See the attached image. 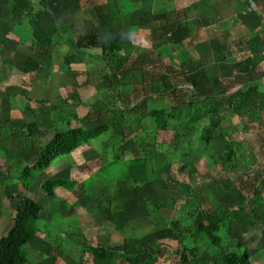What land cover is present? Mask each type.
Listing matches in <instances>:
<instances>
[{
  "label": "crops",
  "instance_id": "1",
  "mask_svg": "<svg viewBox=\"0 0 264 264\" xmlns=\"http://www.w3.org/2000/svg\"><path fill=\"white\" fill-rule=\"evenodd\" d=\"M93 1L92 6L85 8L81 3V12L76 15V19L82 20L81 23L85 22L90 29L99 28L105 35L121 36L124 39V59L132 56L142 57L145 52L155 51L163 53L166 64H171L177 69L182 67L189 72L197 84L198 96L193 99L195 107L200 109L197 117L212 123L214 118H207L208 113L224 114L227 123L222 125L229 129L234 140L240 145L243 166L257 173L264 170V131L258 128L257 116L252 112L250 116H244L243 110L238 112L230 108V96L238 90L245 92L248 86L257 85L264 91V77L243 86L238 85L234 79L237 74L255 64H258L259 72L264 71V0H251L257 7L255 12L246 11L249 0ZM10 3L11 0H0V91L5 94L0 100V116L8 114L13 129L20 130L26 124L35 122L39 130L44 132L40 139L41 146L47 143L56 131L88 123L84 119L94 105L89 103L97 100L100 102L105 98V91L110 85V75L105 73L102 62L92 59L94 63H91L95 53L88 51L78 56V63L71 65H65L63 59L61 63L53 64L52 56L51 59H43V62L48 61V64H39L42 60L36 63L29 27L24 24L25 28L21 30L22 28L13 26L8 15ZM70 50L74 51L72 55H78L75 50ZM96 67L100 70L95 71ZM88 72L94 74L93 79H89ZM53 78L58 83L50 84ZM51 85L52 90L60 91L64 98L62 101L42 99L39 91ZM30 91L36 92L37 95L30 94ZM61 102L64 104L60 105ZM68 106L73 109V113L69 114L70 119ZM140 109V118L146 120L149 104L142 103ZM5 134V129L0 128V138ZM173 135V131L160 133L166 143L170 142ZM21 144L24 145V152L20 167L32 166L39 156V151L33 148L30 137H25ZM104 147L102 143L92 141L90 145L80 147L65 157L61 165L38 174L28 190V195L37 201L34 194L37 191L44 194H40L37 202L42 208L38 217L41 233L26 246L27 258L28 254L32 253L41 259L44 256L48 258L50 250L59 243L61 250L56 253L53 264H68L63 259L67 256L65 252L80 259V245L84 242L90 246L120 247L127 239H140L157 230H165L175 221L176 210L172 211L166 200L175 199L177 202V198H180L182 202L188 201L189 198L179 190L180 196L178 194L165 198L159 196L160 192H150L149 198L138 203L133 211L125 213L113 223L108 221L100 201L85 193L82 188V183L94 178L101 167L111 161L110 150ZM251 154L255 159L250 157ZM133 159L132 152L126 151L124 161ZM10 165L11 159L0 156V170L6 173L4 177H0V237L14 225L19 204L18 194L22 191L16 170L11 179L9 168L13 170V166ZM171 165L163 167L161 177L153 180L151 184L168 185L170 178L166 179L172 173L166 169ZM195 167L201 176L210 175L213 178L209 182L205 197L216 210L210 191L211 185H216L218 180L217 165L211 160L206 163L200 159ZM251 176L252 174L250 178ZM182 177L187 180L186 174H182ZM58 179H70L75 185L70 190L68 183L57 188L55 198L49 199L41 190V185L47 180ZM225 179L234 184L230 176ZM261 197L264 200V189L261 190ZM153 199L162 202L158 209L152 204H147ZM62 203L68 208L56 215V208ZM242 230L244 233L241 238L247 248H254L252 252L264 246L263 225L257 223ZM53 236H57L58 241L52 238ZM168 245L175 248L176 241L168 240ZM193 261L200 264L199 259H192ZM43 263L40 260L33 264Z\"/></svg>",
  "mask_w": 264,
  "mask_h": 264
},
{
  "label": "trees",
  "instance_id": "2",
  "mask_svg": "<svg viewBox=\"0 0 264 264\" xmlns=\"http://www.w3.org/2000/svg\"><path fill=\"white\" fill-rule=\"evenodd\" d=\"M61 1L68 5V22L64 17L65 8ZM93 2L11 0L8 9L10 21L15 26L26 24L29 27L36 59H32L33 61L38 63V60L51 59L54 49L63 43L78 53L65 56V65L78 63L79 55L87 51L93 52L96 59L104 64L105 73L110 75V85L102 102L92 105L84 119L95 127L84 129L76 126L56 131L41 146L40 139L44 132L39 130L35 122L26 124L20 130L13 129L10 116L1 114L0 128H4L6 134L0 138V156L11 159L10 166L18 172L17 181L22 191L18 194L19 204L14 225L0 237V264H28L25 248L41 233L38 217L42 208L28 195V190L38 174L50 169L57 159L65 158L76 149L98 140L104 148L110 145L112 158L94 175L98 178L97 192H89L85 188L86 183H82V188L85 193L100 201L108 221L113 223L121 219L125 213L133 211L138 203L144 202L142 194L151 186L153 180L161 177L163 167L182 162L184 166L179 171L186 172L184 174L187 175V180L175 183L174 187L189 198L182 202L179 209L195 218L192 226L196 231H206L216 244L219 243L216 233L227 223L238 229L252 227L257 223L264 226V200L261 197L264 170L257 173L243 166L240 145L229 129L222 125L226 122L225 115L219 112L213 115L203 111L208 113L207 118L211 119L213 116L212 123L198 118L200 109L195 107L196 103L193 101L198 96L195 78L182 67L177 69L166 64L163 53L149 51L142 57L124 59V39L121 36L105 35L99 28L90 29L85 22L81 23L85 29L82 32L78 30V34H75L77 28L70 21L81 12V3L85 8L92 6ZM257 65L237 74L234 77L236 83L243 86L262 79L264 71L259 72ZM4 97L5 94L0 91V100ZM142 103L153 104L146 120L139 116ZM230 108L238 112L243 110L244 116L254 113L258 128L264 131V91L257 85L248 86L247 91L238 90L231 95ZM164 131L174 132L170 142L160 139V133ZM25 137L31 138L32 146L39 151V156L32 166L26 165L22 168L20 165L23 161L24 145L21 142ZM126 151L132 152L133 160L124 161ZM191 152L194 157L190 155ZM202 154H206L213 164L220 166L232 178L233 186L241 195L236 208H224L218 212L210 205L205 194L213 178L210 175L201 176L195 167ZM250 157L255 159L253 154ZM120 162L125 167L121 171L112 172V180L105 181L108 175L106 171ZM5 175L0 170V177ZM169 178L168 175L166 180ZM67 183L70 184V189L75 185L70 179L47 180L41 185V190L49 199H53L56 196L55 190ZM175 201L166 200L170 202L168 207L171 208ZM161 203L153 199L147 204L158 209ZM67 208L62 203L56 208L55 214L58 215ZM177 226H180L178 221L171 222L165 230H157L140 239H127L122 246L115 248L90 246L84 242L80 245L79 262L67 256L63 259L68 264H189L190 259H199L200 264L216 262L212 256H199L197 243L187 248L179 239L182 232L172 230ZM181 229L184 231V228ZM237 239L244 244L238 233ZM168 240L176 241V247L169 246ZM59 250L61 245L57 243L48 252L49 257L43 264H53ZM221 262L258 264L252 261L246 247L241 254H223Z\"/></svg>",
  "mask_w": 264,
  "mask_h": 264
},
{
  "label": "rangeland",
  "instance_id": "3",
  "mask_svg": "<svg viewBox=\"0 0 264 264\" xmlns=\"http://www.w3.org/2000/svg\"><path fill=\"white\" fill-rule=\"evenodd\" d=\"M37 1V0H35ZM64 5L65 11H64V17L66 19V21L68 22V18H70V16L68 15V5L65 3V1H61ZM73 14V13H72ZM77 17L73 16V19H69L71 20L70 22L73 24V26H75L77 28V30L75 31V34H78V30H80V32L83 31L82 29V24L81 21L82 20H78L75 19ZM71 24V25H72ZM16 28H22L21 30H24L25 25H23L22 27L19 26H15ZM19 29H17V31L19 32ZM10 32V30H9ZM13 33V31H12ZM24 34V33H23ZM26 34H24L25 36ZM65 40V39H64ZM69 47V46H68ZM67 46L63 44L58 45L54 51L52 52V63L53 64H58L61 63L62 59L64 56H68V55H72L74 53V51H71L70 48H68ZM98 61L96 59L95 56H93L91 58V63H94V61ZM100 62V61H99ZM49 62L47 61H40L39 64L44 65V64H48ZM98 63V62H96ZM97 68V69H96ZM95 71L98 70L99 68L96 67ZM100 70V69H99ZM94 74L92 72H88V77L89 79H93ZM58 83L56 81V79L53 78V81H50V84H56ZM55 87H53L54 89ZM40 95H42V99H56V100H60L62 101L64 98L61 95L60 91L55 92L54 90H52V85L51 86H47L45 89H41L40 91ZM38 92V94H39ZM106 92V91H105ZM207 92V91H205ZM30 94L32 93L31 91L29 92ZM32 95H37L36 92H33ZM208 96V95H207ZM210 97V96H209ZM208 98V97H206ZM102 102V100L99 102L98 100L93 102H90L89 104H100ZM64 104L63 102L60 103V105ZM90 105V106H91ZM65 107V105H63V108ZM153 107V104L149 103V108ZM73 113V109L70 108L68 106V119H70L69 114ZM60 116V115H59ZM67 114L64 115V118H66ZM58 121H61L60 119H58ZM61 123V122H60ZM82 128L84 129H89L91 128L90 124L88 123H80V125ZM89 127V128H88ZM71 128V127H70ZM60 131H64V130H60ZM163 137L160 136V139H162ZM93 142H99L101 143L100 140L98 141H93ZM100 148H102L100 146ZM108 150L111 149L110 145L107 147ZM197 151V150H195ZM193 152V151H192ZM192 152L190 153V155H192L194 157V155L192 154ZM64 158H59L57 159L55 162V164L51 167L53 169L54 166H58L61 165L64 160ZM201 159V162H206L209 163V158L206 154H202L200 155V157L197 159V162ZM208 162H207V161ZM174 162V161H173ZM170 165V164H169ZM184 166L183 163H179L178 165H175V163H173L171 165V167H169V169L167 168L166 170L168 172H170V179L168 180V185H160V184H151V186H149L146 191L142 194L143 198H149L148 195L150 194V192H160L159 196H163L165 197H174L176 195L180 196L181 193L178 192V190L174 187L175 183L181 182L184 180V178L182 177V174L186 173L185 171H182V173L179 171V169ZM125 167V165L123 163H118V165L112 167L110 170L106 171V174H108L105 177V181H109L112 180V172L115 173L117 171H121L123 168ZM50 169V170H52ZM216 172L218 173V180L216 181V185H211V191H210V197L212 199V203L214 205V208L218 211L221 212L224 208H228V209H234L236 208V205L239 203V201L241 200V195L238 193V191L236 190L235 186H233L232 181H229L228 179H225V177H229L226 173H224V171L222 170V168L220 166L216 167ZM15 171L14 170H10V174H11V179L14 177L15 175ZM98 173V172H97ZM99 175V174H98ZM217 175V174H216ZM98 178L97 176L92 178L91 180L86 181L85 183V188L91 192V193H96L98 190V182H97ZM19 183V182H18ZM70 184L68 183V189L70 190ZM168 186V187H167ZM166 187V189H165ZM20 188V185H19ZM21 189V188H20ZM40 194H42V196H44V194L41 191H37L34 194V197L36 198V200H39V196ZM158 196V197H159ZM176 198V197H175ZM38 200L36 202H38ZM177 200L179 201H175L174 204L171 206L172 211L176 210V215L174 217L175 221L179 222L180 226H177L176 228H172V230H174V232H178L181 231L182 232V237H179V239H181L184 243V245L188 248L191 247V245L196 244L198 245L199 249H200V255H209L212 256L213 259L216 260L215 263H211V264H223L221 262V257L223 254H227V253H237V254H241V252L244 250V247H246V249L248 250L251 259L253 262L258 263V264H264V246L261 248H257V250H254L252 252V248L250 246H247L245 244H242L241 242L238 241L237 239V233L242 236V234L244 233V231L242 229H238L235 226H230L229 223L225 224L222 229L216 233V236L219 237V243L214 244L212 242L211 237L209 236V234L206 231L203 230H195V228L192 226V223L194 221V217L189 216L188 214L181 212L180 211V206L182 205V201L180 200V198H177ZM173 203V202H172ZM170 204V202L168 203V205ZM178 210V211H177ZM56 221H58V218L55 216ZM205 221V220H203ZM184 228V231L181 229ZM262 231V230H260ZM52 238L56 239L58 241L57 236H53ZM260 240H262L261 236H260ZM241 243V246H239V244ZM239 246V247H238ZM67 254V256L75 261V262H79V257L77 256H69L68 252H65ZM43 258V257H42ZM45 258V256H44ZM43 258V259H44ZM41 258H38L36 256V254H28V261L30 262L29 264H33L37 261L42 260V262L46 261V258L43 260ZM191 264H197L196 261L192 262L191 259Z\"/></svg>",
  "mask_w": 264,
  "mask_h": 264
},
{
  "label": "built area",
  "instance_id": "4",
  "mask_svg": "<svg viewBox=\"0 0 264 264\" xmlns=\"http://www.w3.org/2000/svg\"><path fill=\"white\" fill-rule=\"evenodd\" d=\"M246 11L247 12H255V11H257L256 4L253 1L249 0Z\"/></svg>",
  "mask_w": 264,
  "mask_h": 264
}]
</instances>
